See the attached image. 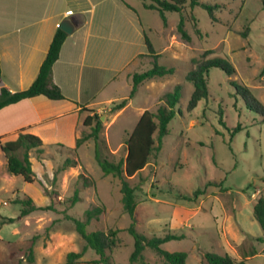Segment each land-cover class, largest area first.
Here are the masks:
<instances>
[{"label":"rangeland","instance_id":"1","mask_svg":"<svg viewBox=\"0 0 264 264\" xmlns=\"http://www.w3.org/2000/svg\"><path fill=\"white\" fill-rule=\"evenodd\" d=\"M124 1L135 9L158 53L157 62L173 67L174 72L143 81L129 98L132 74L152 67L155 60L153 55H142L120 84L117 95L121 96L107 106H93L102 108L94 110L102 123V157L124 159L125 140L140 114L145 109L156 110L166 92L176 84L181 87L176 115L168 125L161 149L143 169L128 177L137 187L136 231L148 237L181 235L162 246L169 251H185L187 264H208L206 252L229 254L247 264H264V230L254 217V206L264 196V117L248 107L231 83L247 86L264 105V0H201L217 3L222 9L215 13L217 21L210 19L201 6L184 11L188 40L177 31L179 13L167 12L164 25L157 11L143 6L144 0ZM212 56L227 58L235 73L228 76L211 68L208 99L200 100L188 111L193 85L185 80V74L198 61ZM124 99L126 104L115 109ZM237 125L241 129L233 133ZM91 130L82 123L78 136ZM94 146V138L90 137L79 147L55 143L43 146L42 154L34 151L32 167L36 175L32 183L21 175L9 174L5 182L0 172V184L7 187L0 191L1 203H10L1 207L7 215L19 213L20 206L11 203L18 197L13 192L18 190L36 201H41L39 193H44L52 202V194L54 206L24 217L22 227L16 219L0 222V264H65L69 252H79L87 245L72 217L85 220V211L94 206L101 207V212L91 219L87 232L118 229V242L106 250V260L87 247L72 264H129L133 237L127 228L132 218L122 207L121 180L103 174ZM66 157L75 164L54 176ZM75 188L79 189V200L71 204L69 198ZM194 193V199L186 198ZM143 254L148 264H165L148 247Z\"/></svg>","mask_w":264,"mask_h":264},{"label":"crops","instance_id":"2","mask_svg":"<svg viewBox=\"0 0 264 264\" xmlns=\"http://www.w3.org/2000/svg\"><path fill=\"white\" fill-rule=\"evenodd\" d=\"M69 10L72 13L67 15ZM71 17L76 25L52 67V80L65 98L36 95L0 108V144L15 140L23 130L38 136L42 148L55 143L73 146L84 118L91 110L102 109L93 106H107L121 96L117 90L129 67L148 53L145 30L135 9L124 0H0V90L17 92L30 86L59 23ZM0 172L5 182L11 177L8 174L13 175L6 171L1 147ZM5 189L0 184V191ZM39 195L41 201L34 200L37 206L51 202L46 194ZM1 200L0 208L10 204ZM7 214L0 209V222L12 217L19 227L25 226L21 219L29 215Z\"/></svg>","mask_w":264,"mask_h":264},{"label":"trees","instance_id":"3","mask_svg":"<svg viewBox=\"0 0 264 264\" xmlns=\"http://www.w3.org/2000/svg\"><path fill=\"white\" fill-rule=\"evenodd\" d=\"M143 5L145 8L157 11L164 25L167 24V12L179 13L177 31L186 40L189 39V34L184 26L185 19L182 15L184 11L188 8L193 10L196 6H201L208 12L210 19L217 21L215 13L222 9V6L217 3L201 0H144ZM67 35L68 33L66 31L57 27L34 81L28 88L17 92H11L3 87L0 90V108L15 103L21 99L30 98L36 95H44L50 99L65 98L58 85L52 80V67L59 57L61 46ZM145 43L148 53L141 54L140 56L153 55L155 60L152 67L142 72H135L132 74V87L129 92V98H132L137 93L138 86L143 81L164 77L174 72L173 67H168L165 64L157 62L158 53H155V49L147 35H145ZM211 68H218L228 76H232L235 73L233 64L225 57L212 56L198 61L193 68L186 72L184 77L186 81L191 82L193 85L192 92L186 105L188 111L194 109L200 100L208 99L209 85L207 77ZM231 83L246 101L248 107L262 114L264 117V105L257 100L250 89L236 81H231ZM180 89V85L176 84L173 90L168 91L163 95L162 99L164 102L160 104L156 110L145 109L140 114L133 129L125 140L126 155L124 159L114 161L106 156L102 157L100 150V131L102 129V123L100 121V115L94 110H92V114L87 115L83 120L84 125L91 126V132L84 133L82 136H78L75 140V147H79L88 138L93 137L95 141L94 155L103 174H112L121 180L120 191L122 194V207L132 218V222L127 228L128 232L133 237V249L129 256V264H148L143 254L147 247L160 256L165 264H187V253L185 251H169L162 246L170 240L180 239L182 237L181 235L167 233L164 236L153 235L148 237L136 231L134 227V211L136 207L135 191L137 187L128 181V177L143 169L149 162L151 156L161 149L162 139L169 133L168 125L176 115L175 107L180 99ZM125 104L126 99L117 104L115 109L122 108ZM221 123L225 126L224 121L221 120ZM240 129V125L235 126L233 128V133ZM155 139L157 140V143ZM0 147L6 158L7 172L13 175H21L24 181L32 183L35 180L36 174L30 160V151H35L38 154L42 153L43 148L41 139L32 133L19 130L18 136L15 140L6 141L0 144ZM74 164L75 160L66 157L54 172V176L57 172L64 170L69 166H73ZM84 185H87V182H84ZM78 192L79 189L75 188L73 195L69 198L71 204H74L79 200ZM196 196L197 193H194L191 198H186L194 199ZM51 200L52 202L48 205L37 206L34 199L24 193L23 196H18L11 203L20 206L18 217H23L38 209H54L52 194ZM100 212L101 207L94 206L85 211V220L72 217L76 223L78 231L85 238L87 245L79 252H69L65 264H72L78 260L87 247H92L98 254H100L102 260H106V250H111L116 246L118 242V229L110 228L107 232L104 230L87 232L86 230L91 219L97 216ZM254 217L264 230V196H260L254 206ZM7 220L14 221L15 218L9 217ZM35 237L36 236H33L31 240L33 241ZM29 254V260L32 261V247L29 248ZM204 258L208 264H247L245 260H236L229 254H219L216 252H206Z\"/></svg>","mask_w":264,"mask_h":264},{"label":"water","instance_id":"4","mask_svg":"<svg viewBox=\"0 0 264 264\" xmlns=\"http://www.w3.org/2000/svg\"><path fill=\"white\" fill-rule=\"evenodd\" d=\"M75 25L76 21L72 17L65 18L59 23V27L67 33H71L74 30Z\"/></svg>","mask_w":264,"mask_h":264},{"label":"built area","instance_id":"5","mask_svg":"<svg viewBox=\"0 0 264 264\" xmlns=\"http://www.w3.org/2000/svg\"><path fill=\"white\" fill-rule=\"evenodd\" d=\"M71 13H72L71 10L67 11V15H68V14H71Z\"/></svg>","mask_w":264,"mask_h":264}]
</instances>
